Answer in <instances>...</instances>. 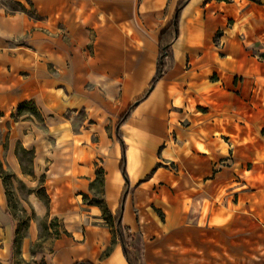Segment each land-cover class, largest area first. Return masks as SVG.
<instances>
[{
  "label": "crops",
  "instance_id": "1",
  "mask_svg": "<svg viewBox=\"0 0 264 264\" xmlns=\"http://www.w3.org/2000/svg\"><path fill=\"white\" fill-rule=\"evenodd\" d=\"M181 1L0 0V128L21 103L40 112L53 197L36 215L68 234L46 264H127L94 202L114 217L125 187L138 264H264V0H189L149 89ZM13 233L0 194V264Z\"/></svg>",
  "mask_w": 264,
  "mask_h": 264
},
{
  "label": "rangeland",
  "instance_id": "2",
  "mask_svg": "<svg viewBox=\"0 0 264 264\" xmlns=\"http://www.w3.org/2000/svg\"><path fill=\"white\" fill-rule=\"evenodd\" d=\"M43 130L44 119L33 104L25 105L20 111L15 109L0 128V194L14 227L15 245L10 264H46L39 257L44 251L43 244L52 242L64 230L59 219L36 215L35 203L49 208L53 197L47 174L50 147L41 140ZM25 133L30 134L25 138ZM32 224L37 228V239L28 247L29 256L23 257L22 242Z\"/></svg>",
  "mask_w": 264,
  "mask_h": 264
},
{
  "label": "trees",
  "instance_id": "3",
  "mask_svg": "<svg viewBox=\"0 0 264 264\" xmlns=\"http://www.w3.org/2000/svg\"><path fill=\"white\" fill-rule=\"evenodd\" d=\"M188 1L189 0H182L181 2H179L177 9H176V12H175V15H174V18L172 20V23L161 33V35L159 37V44H158L159 54H158V58L156 61V71H155V75H154V78L152 80V83H151L149 89H151L153 87V85L159 79H161L163 77L165 72L170 68L171 64L173 63L172 56H171V44L174 41V39L177 37L179 14H180L182 8L186 5V3ZM138 101L133 103L127 109L125 115H123L120 118V120H119L120 123L125 121L127 116L130 114L131 110L133 109L134 105ZM27 104H31V103H21L16 107V110L20 111L22 109V107H24ZM262 133L264 135V131ZM120 171H121V174L125 177V174H124V158H122V161L120 164ZM126 195H127V189L125 187V189L123 191L122 199H121V202L119 205V209L116 211L114 217L110 214V212L107 210V208L103 205L101 200H95L94 202L101 209L102 218H103L105 224H107L112 229L113 237H115L119 240V242L121 244L123 256H124L127 264H138L137 261L128 252L127 242H126L125 236H124V229L121 225L122 207H123ZM62 232H63L62 235H66V236L68 235L65 230H63ZM60 236L61 235H57L56 238H58ZM14 245H15V243H14V238H13L12 249L14 248ZM75 264H92V263H90L88 261H81V262H76Z\"/></svg>",
  "mask_w": 264,
  "mask_h": 264
}]
</instances>
